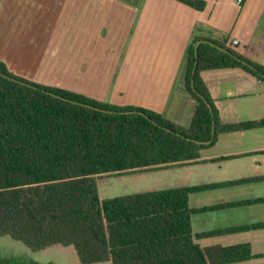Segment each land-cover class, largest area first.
<instances>
[{
    "label": "trees",
    "instance_id": "1",
    "mask_svg": "<svg viewBox=\"0 0 264 264\" xmlns=\"http://www.w3.org/2000/svg\"><path fill=\"white\" fill-rule=\"evenodd\" d=\"M176 1L197 11L207 7L205 0ZM199 41L203 43L196 53ZM228 69L264 82V65L242 55L226 35L197 25L182 67L185 91L196 109L189 127H182L149 109L39 85L14 75L0 62V237H11L33 251L74 247L80 264L251 260L247 244L207 248L197 244L189 195L202 187L103 201L98 191L102 176L179 167L200 158L218 133L264 127V119L221 123L202 74ZM261 202L264 199L246 203ZM0 264L55 263L0 255Z\"/></svg>",
    "mask_w": 264,
    "mask_h": 264
},
{
    "label": "crops",
    "instance_id": "2",
    "mask_svg": "<svg viewBox=\"0 0 264 264\" xmlns=\"http://www.w3.org/2000/svg\"><path fill=\"white\" fill-rule=\"evenodd\" d=\"M22 1L35 15L43 13L39 20L34 18L37 26L27 30L29 46L58 32V39L65 40V13L73 7L68 20L74 26L75 47H79L75 53L86 63L69 85L81 88L58 82L53 86L114 105L149 109L169 120L174 118L177 125L181 122L189 127L196 109L185 91L182 67L197 25L226 35L242 55L264 65V33L257 36L264 19V0H245L241 5L237 0H205L204 11L176 0H69L62 10L56 7L59 0ZM12 2L0 0V62L8 61L1 54L4 42L10 50L17 48L11 40L12 34L13 39L17 37L12 23L17 16H13L12 26L5 23L13 15L7 8ZM59 40L47 49L48 60L60 55ZM100 59L107 62L105 67ZM202 77L222 124L264 119V82L239 69L207 71ZM93 84L104 94L86 92ZM174 96L178 101L172 106ZM216 137L200 158L153 171L154 180L164 182L160 190L202 187L189 195L193 232L202 248L247 244L254 257L233 264H264V202L246 203L264 199V127ZM206 233L209 236H199Z\"/></svg>",
    "mask_w": 264,
    "mask_h": 264
},
{
    "label": "rangeland",
    "instance_id": "3",
    "mask_svg": "<svg viewBox=\"0 0 264 264\" xmlns=\"http://www.w3.org/2000/svg\"><path fill=\"white\" fill-rule=\"evenodd\" d=\"M14 1H16V3ZM68 1L69 0H59V5H57L56 7L59 8V10H62V5L66 4ZM10 4L7 5V8L9 12L13 13V15L12 17L5 19V23L12 26L11 20L13 16H17V21H15L14 19V21L12 22L13 28H15L16 30L17 37L13 39L14 34H12V37L10 34L11 40H13L15 45L17 44V48L14 50H10L11 47H7L4 42L1 54L3 58L7 59L8 61L2 62L7 65L8 69L14 75L37 83L39 85L55 87L52 84L58 82L63 83L65 84L64 86H69L73 89H80V86L69 85L74 81L73 79L79 77V70L81 73V71L84 69L83 64L86 63L85 59L81 60L82 55L75 53L76 48L79 47H75V40L72 37L74 26L68 20V18L70 17L69 10L73 7H68L67 12L65 13V16L67 18L65 40L58 39V32L57 34L53 33L49 40L39 39L35 45L29 46L26 44L27 40L30 38L27 37V30H29V28H32V25L37 26L36 23L34 24V18L36 19V21L39 20L43 16V13L35 15V11L27 4H25V2L22 0H13L12 7ZM16 12L18 13L16 14ZM36 29L37 28H35L34 30ZM263 33L264 19L262 20L258 28L257 36H262ZM58 40L61 49L60 55L56 58V60H48V55L46 54L47 49L52 48L55 43L58 44ZM71 49H74V53L72 54L68 53V51ZM53 62L55 63L52 64ZM79 62L80 64H78ZM58 63L60 64L59 67L65 69L64 71L59 69L58 66L55 70L53 69V65H58ZM99 63L104 67L107 64V62L103 61L102 59H100ZM49 65L51 66L49 67ZM87 88L88 91L86 92L90 94H98L99 96L104 94L103 92L98 93L97 85L93 84L90 87L88 86ZM190 99L192 98L190 97ZM173 101L175 103L173 102L172 106L177 103L178 96H174ZM194 103L196 104L195 101ZM171 120L173 122L175 121L174 118H171ZM182 124L183 123L180 122L179 125L184 126ZM155 176V172H144L134 175L115 174L113 176H102L98 179V191L100 199L101 201H103L106 199L126 196L130 194H139L148 191L160 190V188L165 186V184L164 182H160L159 180H154ZM0 255L7 257L16 256L25 260H34L41 263L53 262L55 264H80L74 247H64L61 245H56L41 251H33L22 242L16 241L7 236L0 237ZM100 264L112 263L105 262Z\"/></svg>",
    "mask_w": 264,
    "mask_h": 264
},
{
    "label": "water",
    "instance_id": "4",
    "mask_svg": "<svg viewBox=\"0 0 264 264\" xmlns=\"http://www.w3.org/2000/svg\"><path fill=\"white\" fill-rule=\"evenodd\" d=\"M203 43V41H199L198 43H197V45H196V53H197V48H198V46L200 45V44H202ZM194 72H195V70H194ZM209 106V108H210V111L212 112L213 111V108H212V106L209 104L208 105ZM214 136H215V127L213 126V138H214Z\"/></svg>",
    "mask_w": 264,
    "mask_h": 264
},
{
    "label": "built area",
    "instance_id": "5",
    "mask_svg": "<svg viewBox=\"0 0 264 264\" xmlns=\"http://www.w3.org/2000/svg\"><path fill=\"white\" fill-rule=\"evenodd\" d=\"M245 0H237V3L239 5L243 4ZM238 44V41H234V45H237Z\"/></svg>",
    "mask_w": 264,
    "mask_h": 264
}]
</instances>
